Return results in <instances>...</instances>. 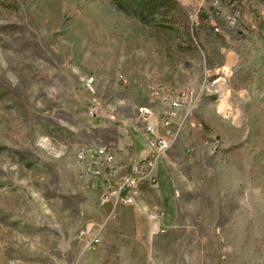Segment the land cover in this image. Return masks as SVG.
Returning <instances> with one entry per match:
<instances>
[{"label": "rangeland", "instance_id": "rangeland-1", "mask_svg": "<svg viewBox=\"0 0 264 264\" xmlns=\"http://www.w3.org/2000/svg\"><path fill=\"white\" fill-rule=\"evenodd\" d=\"M218 1L0 0L2 264H264V0ZM147 123L175 137L115 205L78 151L148 157Z\"/></svg>", "mask_w": 264, "mask_h": 264}, {"label": "built area", "instance_id": "built-area-1", "mask_svg": "<svg viewBox=\"0 0 264 264\" xmlns=\"http://www.w3.org/2000/svg\"><path fill=\"white\" fill-rule=\"evenodd\" d=\"M207 0H192L197 3L199 12ZM231 7L235 5V0H225ZM231 2V3H230ZM214 5H218V0H213ZM126 82L125 79H123ZM185 95L181 93L175 98H169V106L163 111L162 125L168 128L172 125L177 117V111L182 106ZM186 108V107H185ZM188 110L186 109L185 114ZM139 116L143 122H147L150 117V111L146 107L139 109ZM145 139L151 147L148 157L138 161L121 163L116 159V152L113 147L109 146H90L81 148L78 151V162L81 169V175L95 178L97 184L102 187L105 196L108 199L113 196L114 204L130 205L134 202L133 193L137 188L145 183H154L155 177L153 167L157 160L170 147L175 134L168 131L166 136L160 135L153 123H147L144 131ZM123 173L119 180L114 178ZM117 183L118 188L115 191L110 190L112 183ZM93 242H98L93 239ZM0 264L1 259H0Z\"/></svg>", "mask_w": 264, "mask_h": 264}, {"label": "trees", "instance_id": "trees-1", "mask_svg": "<svg viewBox=\"0 0 264 264\" xmlns=\"http://www.w3.org/2000/svg\"><path fill=\"white\" fill-rule=\"evenodd\" d=\"M152 0H135L136 3V7L138 9L142 8L145 4H149V2L151 3Z\"/></svg>", "mask_w": 264, "mask_h": 264}, {"label": "crops", "instance_id": "crops-1", "mask_svg": "<svg viewBox=\"0 0 264 264\" xmlns=\"http://www.w3.org/2000/svg\"><path fill=\"white\" fill-rule=\"evenodd\" d=\"M146 153H148V148L147 149L142 148V150L139 151L138 156H142V155H144Z\"/></svg>", "mask_w": 264, "mask_h": 264}]
</instances>
